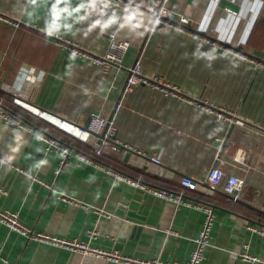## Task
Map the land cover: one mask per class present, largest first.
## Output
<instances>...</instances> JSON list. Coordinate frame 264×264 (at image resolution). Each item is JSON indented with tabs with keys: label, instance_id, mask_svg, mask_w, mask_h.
I'll list each match as a JSON object with an SVG mask.
<instances>
[{
	"label": "crops",
	"instance_id": "obj_1",
	"mask_svg": "<svg viewBox=\"0 0 264 264\" xmlns=\"http://www.w3.org/2000/svg\"><path fill=\"white\" fill-rule=\"evenodd\" d=\"M161 6L189 17L187 33L264 64L263 0H0V12L20 22L18 27L0 22V91L5 94L0 102L74 151H91V114L111 119L115 138L129 147H105L101 165L72 155L56 174L58 153H46L35 134L0 119V210L14 213L33 233L186 264L202 212L109 171L178 191L182 176L200 179L217 162L244 184L236 201L221 189L195 197L212 205L215 216L211 245L200 264H264V236L249 229L264 230V67L155 26L153 12ZM110 34L130 46L121 67L107 72L67 53L54 38L102 55ZM135 61L144 75L224 107L234 119L218 120L143 85L124 91L125 69ZM138 151L154 155L159 164ZM89 231L97 235L88 238ZM242 254L255 260L244 261ZM0 264L118 263L27 238L0 224Z\"/></svg>",
	"mask_w": 264,
	"mask_h": 264
},
{
	"label": "built area",
	"instance_id": "obj_2",
	"mask_svg": "<svg viewBox=\"0 0 264 264\" xmlns=\"http://www.w3.org/2000/svg\"><path fill=\"white\" fill-rule=\"evenodd\" d=\"M103 1L114 2V0ZM0 22L7 23L8 25H11L13 27H18L20 25L19 21H15L1 12ZM189 23L190 19L186 15L174 13L170 9L163 6H161L157 10V13L153 18V24L155 26H164L178 32L186 33L198 43L204 44L213 50H217L225 54L234 56L242 62L251 63L258 67H264V64L260 60L248 56L244 53H240L239 51L216 42L211 38L203 37L191 32L187 33L186 29ZM54 38L56 44L61 49L65 50L67 53L71 54L74 57L83 59L91 63L92 65L99 67L104 72H107L110 67H121L123 55L130 46L128 40L117 39L114 34H110L108 35V46L106 52L102 55H95L87 51L81 45L68 39H64L61 36L55 35ZM125 73L126 77L123 86L124 91H131L134 87L143 85L164 96L172 97L184 103H188L198 108L204 109L205 111L212 113L218 120L232 121L234 119L231 111L224 107H216L206 101L187 97L181 92L180 88L177 85H172L159 76L148 77L144 75L138 61H135V63L126 68ZM119 106V104L116 105V108H118ZM0 119L14 129H24L32 134H35L36 137H38L44 143V150L46 153H58L60 159L58 162V169H56V174L59 173V170L67 163L68 159L72 155L85 163L101 165L98 157L101 155L102 150L105 147H109L112 150L129 148L125 144L122 145L115 138L116 127L113 124V121L111 119H102L95 114H91L93 125L89 129V131L93 135L94 140L92 143L91 151L88 153L72 150V148H70V146L65 142L34 126L32 123L26 121L17 113L8 110L1 102ZM135 154L147 157L155 165L159 164V159H157L154 155H147L139 151ZM109 172H112L116 177L125 179L128 183H131L134 186L147 188L154 195L162 199L172 201L178 206L180 205L202 212L203 222L196 237L193 239V249L186 264H200L204 260L205 251L207 247L211 245V231L215 220L213 206L200 201L195 197L211 196L214 192L221 189L223 193L231 197L233 201H236L240 197V192L242 191L244 184V180L240 177H237L230 173H225L221 168V164L219 165L217 162L208 167L200 179L192 176H182L179 180L178 191L151 187L142 180H133L129 177L125 178L123 175H120L115 171ZM74 203L78 204L77 201H74ZM85 209L88 210L87 208ZM99 214L105 217L109 216L102 211H100ZM0 224L6 226L10 230L26 236L27 238H31L43 243H48L54 246L63 247L65 249L80 251L84 256H93L108 259L118 264H174L171 262L162 261L160 259H139L133 256L122 255L118 251H105L103 249L90 248L87 246V244L79 240H70L66 238L47 235L44 233H33L29 228H27L17 220L14 213H10L7 211L0 210ZM249 229L264 236L263 229L257 228L256 226H249ZM96 235L97 233L95 231H89L87 233V237L92 239ZM241 259L244 261L255 260L253 257H250L247 254H242Z\"/></svg>",
	"mask_w": 264,
	"mask_h": 264
},
{
	"label": "trees",
	"instance_id": "obj_3",
	"mask_svg": "<svg viewBox=\"0 0 264 264\" xmlns=\"http://www.w3.org/2000/svg\"><path fill=\"white\" fill-rule=\"evenodd\" d=\"M0 96H5V94L4 93H2L1 91H0ZM4 106L6 107V103H4ZM8 107V106H7ZM6 107V108H7ZM8 109L9 110H11V111H13L14 112V109L13 108H11V107H8ZM16 113V112H15ZM18 114V113H17ZM18 115H20V114H18ZM20 116H22V115H20ZM23 117V116H22ZM100 158H98V160H99ZM102 160L100 159V162H101Z\"/></svg>",
	"mask_w": 264,
	"mask_h": 264
},
{
	"label": "water",
	"instance_id": "obj_4",
	"mask_svg": "<svg viewBox=\"0 0 264 264\" xmlns=\"http://www.w3.org/2000/svg\"><path fill=\"white\" fill-rule=\"evenodd\" d=\"M157 10H158V9H156V10L153 12V16L156 15ZM218 145H220V144H219V143H215V144H213L214 147H216V146H218ZM227 196H228V195H227ZM228 197H229V196H228ZM256 210H258V209H256ZM258 211H259V210H258ZM259 212H260V211H259ZM121 213H122V211H119V212H118L119 215H121Z\"/></svg>",
	"mask_w": 264,
	"mask_h": 264
}]
</instances>
